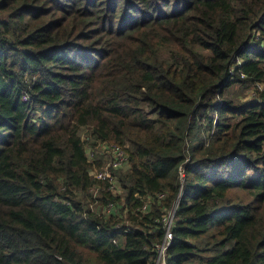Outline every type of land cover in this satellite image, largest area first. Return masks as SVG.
I'll use <instances>...</instances> for the list:
<instances>
[{"label": "trees", "instance_id": "16d2710c", "mask_svg": "<svg viewBox=\"0 0 264 264\" xmlns=\"http://www.w3.org/2000/svg\"><path fill=\"white\" fill-rule=\"evenodd\" d=\"M176 200L168 264H264V0H0V264H154Z\"/></svg>", "mask_w": 264, "mask_h": 264}, {"label": "built area", "instance_id": "2783aa9c", "mask_svg": "<svg viewBox=\"0 0 264 264\" xmlns=\"http://www.w3.org/2000/svg\"><path fill=\"white\" fill-rule=\"evenodd\" d=\"M235 68L230 69V73H234ZM244 78V75H242ZM28 98V97H25ZM87 157L92 163L91 175L99 181L92 189L94 201L90 204L91 211L102 209L103 215L113 214L119 216L120 212L116 210L114 202L107 203L104 207L100 206V198L102 193H110L113 196H119L122 193V186L119 182L118 171L124 170L129 163V156L126 149L117 144L98 143L97 148L93 150L88 148ZM99 161V164H98ZM181 194L179 195V198ZM158 200L165 198V193L157 195ZM151 198L144 202L139 209L142 213L149 211ZM126 213V212H125ZM124 219L126 215L124 214ZM177 200L168 208L161 216L159 222L163 229V238L160 241L152 244V252L154 253V264H168V249L174 238V228L177 224ZM126 227L131 224L128 220L125 221ZM119 227V225H117ZM115 243L117 239L113 240Z\"/></svg>", "mask_w": 264, "mask_h": 264}, {"label": "rangeland", "instance_id": "374dc122", "mask_svg": "<svg viewBox=\"0 0 264 264\" xmlns=\"http://www.w3.org/2000/svg\"><path fill=\"white\" fill-rule=\"evenodd\" d=\"M253 87L249 84H235L226 93L233 99L237 101L248 100L253 95ZM89 134V128H82L81 135L84 139L87 138Z\"/></svg>", "mask_w": 264, "mask_h": 264}]
</instances>
